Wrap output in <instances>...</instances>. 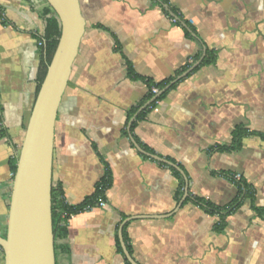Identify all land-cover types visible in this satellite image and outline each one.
I'll return each instance as SVG.
<instances>
[{"label":"crops","instance_id":"obj_1","mask_svg":"<svg viewBox=\"0 0 264 264\" xmlns=\"http://www.w3.org/2000/svg\"><path fill=\"white\" fill-rule=\"evenodd\" d=\"M80 4L86 31L57 118L53 182L71 205L91 196L107 170L112 183L105 206L70 219L57 264H132L126 252L137 264H264V0ZM47 6L0 0L1 233L11 159L37 97ZM209 51L216 61L205 64ZM171 78L148 109L146 80ZM239 126L256 133L223 149ZM238 173L253 194L234 212L197 202H235L240 187L229 175Z\"/></svg>","mask_w":264,"mask_h":264},{"label":"water","instance_id":"obj_2","mask_svg":"<svg viewBox=\"0 0 264 264\" xmlns=\"http://www.w3.org/2000/svg\"><path fill=\"white\" fill-rule=\"evenodd\" d=\"M46 2L60 22L61 35L18 154L6 235L0 232L5 264H57L52 199L56 123L85 35L86 20L80 0ZM126 253L132 264H137Z\"/></svg>","mask_w":264,"mask_h":264},{"label":"trees","instance_id":"obj_3","mask_svg":"<svg viewBox=\"0 0 264 264\" xmlns=\"http://www.w3.org/2000/svg\"><path fill=\"white\" fill-rule=\"evenodd\" d=\"M46 21L45 28L43 30V33L39 36V39L41 41V63L39 67V74H38V85H37V94L39 93L40 87L46 77L48 67L52 61L53 55L56 51V48L59 43V38L61 35V26L58 18L54 14L53 9L48 5L43 13ZM188 35H190L189 32H187ZM216 61V54L213 51L208 52L207 58L204 60L205 64H210L214 63ZM131 73L133 75L136 74L132 71L131 68ZM173 78L168 79L163 82H155L151 79H147L146 83L149 87V94L146 98V101H149L152 99L151 103L147 107L148 109L154 107L166 94L168 91L163 92L160 96H158L156 99L154 97L156 94L153 93V88L157 87L159 88L160 91L165 89V87L172 82ZM146 109V110H148ZM143 111L139 114V117H142L144 113L146 112ZM138 111V109L133 111V114H135ZM131 114V116L133 115ZM135 124H133V128L135 127ZM256 132H251L248 129H246L244 126H239L235 130V135H234V142L233 145L224 147L223 149L226 150H238L242 147L243 145V138L249 134H255ZM258 134V133H257ZM262 137H264V134H260ZM17 162H18V156L14 157L11 159V171L15 174L17 171ZM178 175L179 173L176 172ZM230 179L237 183L240 187V192L241 195L240 197L235 201L230 203L229 205L219 208L215 207L212 205L206 204L202 199L197 198V202L200 205H205L206 207L209 208L210 211L213 212H229L232 213L234 210H236L241 202H242V197H250L252 193V190L250 189L249 185L244 181L243 179L241 180H236L234 178L233 174L229 175ZM111 174L109 170H107V173L105 177L101 180L100 183H98L95 192L87 197L82 203L78 205H71L70 203L67 202L66 196H65V191L64 187L60 183H54L53 182V191H52V199H53V221H54V233H55V238H56V244L59 239H63L67 237L68 235V230H69V222L70 219L73 215H76L80 212L89 210V207H94L96 206L97 200L99 197H105L106 191L110 188L111 186ZM222 223L220 224L219 227H222ZM6 228H4L3 235H6ZM57 247V245H56Z\"/></svg>","mask_w":264,"mask_h":264},{"label":"built area","instance_id":"obj_4","mask_svg":"<svg viewBox=\"0 0 264 264\" xmlns=\"http://www.w3.org/2000/svg\"><path fill=\"white\" fill-rule=\"evenodd\" d=\"M173 21L174 22H177V19L176 18H173ZM42 43H40V45H41ZM153 93L154 94H156V95H158L159 93H160V90H159V88H157V87H154L153 88ZM12 177L14 178L15 177V174L13 173L12 174ZM234 178L236 179V180H241L242 179V174H240V173H238V174H234ZM106 205V200H105V198L104 197H99L98 198V200H97V203H96V206H101V207H103V206H105ZM92 207H89L88 209H91ZM74 216V215H73ZM72 216V217H73ZM71 217V218H72Z\"/></svg>","mask_w":264,"mask_h":264}]
</instances>
